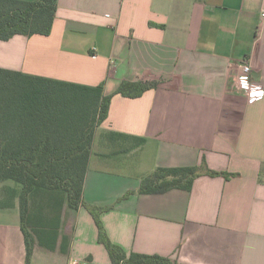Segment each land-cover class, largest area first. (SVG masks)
Instances as JSON below:
<instances>
[{"label":"crops","instance_id":"crops-1","mask_svg":"<svg viewBox=\"0 0 264 264\" xmlns=\"http://www.w3.org/2000/svg\"><path fill=\"white\" fill-rule=\"evenodd\" d=\"M262 10L264 0H57L50 35L0 40V81L11 70L102 83L105 96L124 80L159 81L140 97L112 96L83 184V201L108 207L100 221L128 255L264 264V96L249 103L237 84L247 62L264 86ZM184 166L200 173L191 189L139 193L158 167ZM21 217L0 193V264H115L81 205L63 208L57 231L34 233L27 263Z\"/></svg>","mask_w":264,"mask_h":264},{"label":"trees","instance_id":"trees-1","mask_svg":"<svg viewBox=\"0 0 264 264\" xmlns=\"http://www.w3.org/2000/svg\"><path fill=\"white\" fill-rule=\"evenodd\" d=\"M56 12L57 0H0V40L16 34L50 35ZM158 86L157 80H124L114 94L140 97ZM103 91L102 83L84 86L2 70L0 183L9 180L19 186H7L5 190L18 193L11 199L18 198L19 202L26 262L34 254V233L40 227L57 231L67 202L71 208L81 205L93 214L99 227L98 240L115 264H181L161 255H128L108 238L100 221L101 213L108 207L83 201L95 130L107 118L114 95L105 96ZM15 115H19V121L13 119ZM14 121L21 128L25 124L24 129L14 130ZM199 175L197 167H158L143 179L138 191L156 194L170 189L189 190ZM39 195L43 196L41 203L37 202Z\"/></svg>","mask_w":264,"mask_h":264},{"label":"built area","instance_id":"built-area-1","mask_svg":"<svg viewBox=\"0 0 264 264\" xmlns=\"http://www.w3.org/2000/svg\"><path fill=\"white\" fill-rule=\"evenodd\" d=\"M262 19L264 20V10L261 12ZM252 67L247 62L241 65V73L237 77V84L240 89L245 93L247 102L253 103L263 98L264 86L252 80ZM69 264H93L86 261L73 260Z\"/></svg>","mask_w":264,"mask_h":264},{"label":"rangeland","instance_id":"rangeland-1","mask_svg":"<svg viewBox=\"0 0 264 264\" xmlns=\"http://www.w3.org/2000/svg\"><path fill=\"white\" fill-rule=\"evenodd\" d=\"M6 182H9L11 186H18L17 184L13 183L12 181H9L7 180ZM8 185L7 184H3L1 189H0V193L3 194V196H8V197H14L16 195H18V193H16V195H14V192H10L8 190H5V187H7ZM19 187V186H18ZM43 196L39 195L38 199H37V202L38 203H41L40 199H42ZM17 199V202H18V198ZM31 202H32V199H31ZM19 203V202H18ZM43 204V203H42ZM47 205V201H45L44 203V206ZM63 207H66V208H70L67 204V202L64 203V206Z\"/></svg>","mask_w":264,"mask_h":264}]
</instances>
